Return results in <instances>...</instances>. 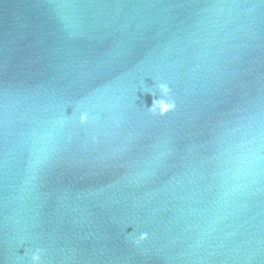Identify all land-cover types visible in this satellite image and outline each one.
Wrapping results in <instances>:
<instances>
[{"label":"water","instance_id":"water-1","mask_svg":"<svg viewBox=\"0 0 264 264\" xmlns=\"http://www.w3.org/2000/svg\"><path fill=\"white\" fill-rule=\"evenodd\" d=\"M33 254L264 264V0H0V264Z\"/></svg>","mask_w":264,"mask_h":264},{"label":"clouds","instance_id":"clouds-1","mask_svg":"<svg viewBox=\"0 0 264 264\" xmlns=\"http://www.w3.org/2000/svg\"><path fill=\"white\" fill-rule=\"evenodd\" d=\"M149 95L151 96L150 93H149ZM31 259H32V261H33L34 264H35V262L39 260V256H38L37 254H33V255L31 256Z\"/></svg>","mask_w":264,"mask_h":264}]
</instances>
